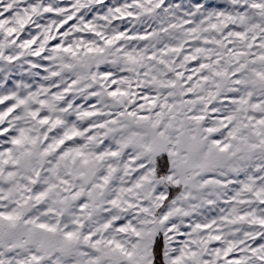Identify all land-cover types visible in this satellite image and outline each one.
Segmentation results:
<instances>
[{"label":"snow or ice","instance_id":"snow-or-ice-1","mask_svg":"<svg viewBox=\"0 0 264 264\" xmlns=\"http://www.w3.org/2000/svg\"><path fill=\"white\" fill-rule=\"evenodd\" d=\"M0 264H264V0H0Z\"/></svg>","mask_w":264,"mask_h":264}]
</instances>
